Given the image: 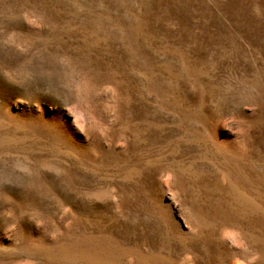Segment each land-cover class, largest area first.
Returning a JSON list of instances; mask_svg holds the SVG:
<instances>
[{
    "label": "rangeland",
    "instance_id": "1",
    "mask_svg": "<svg viewBox=\"0 0 264 264\" xmlns=\"http://www.w3.org/2000/svg\"><path fill=\"white\" fill-rule=\"evenodd\" d=\"M0 264H264V0H0Z\"/></svg>",
    "mask_w": 264,
    "mask_h": 264
}]
</instances>
